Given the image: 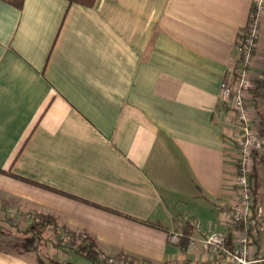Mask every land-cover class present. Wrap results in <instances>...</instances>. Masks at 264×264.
<instances>
[{
  "label": "crops",
  "instance_id": "obj_1",
  "mask_svg": "<svg viewBox=\"0 0 264 264\" xmlns=\"http://www.w3.org/2000/svg\"><path fill=\"white\" fill-rule=\"evenodd\" d=\"M252 4L0 0V169L89 202L0 172V210L26 223L50 214L103 254L217 264L201 233L182 249L168 235L183 216L205 230L235 201L234 123L219 86ZM250 76L249 116L264 131V18ZM250 174L264 252V161ZM28 255L0 248V264H36Z\"/></svg>",
  "mask_w": 264,
  "mask_h": 264
},
{
  "label": "built area",
  "instance_id": "obj_2",
  "mask_svg": "<svg viewBox=\"0 0 264 264\" xmlns=\"http://www.w3.org/2000/svg\"><path fill=\"white\" fill-rule=\"evenodd\" d=\"M264 18V0H253L250 18L238 33L234 50L237 62L230 78L219 86V96L229 108L234 130L229 140L235 150L234 174L231 182L235 188L234 203L219 209L218 221H210L203 230L197 218L183 216L178 225L190 220L195 232L202 234L201 247L210 260L217 264H264V252L256 251L254 241L260 232V207L251 213L252 189L249 175L254 160L264 161V131L259 119L248 115L250 66L259 37V26ZM221 114V113H220ZM220 226L223 229H220ZM181 231L177 228L168 235L171 243H179ZM190 243H192V238ZM108 263L116 264L113 259Z\"/></svg>",
  "mask_w": 264,
  "mask_h": 264
},
{
  "label": "trees",
  "instance_id": "obj_3",
  "mask_svg": "<svg viewBox=\"0 0 264 264\" xmlns=\"http://www.w3.org/2000/svg\"><path fill=\"white\" fill-rule=\"evenodd\" d=\"M16 8H20L23 4V0H2ZM69 3H78L85 6H91L94 0H67ZM258 87V86H257ZM249 89V93L252 95V99L255 101L257 97L256 90L259 88ZM1 173H4L10 177L43 187L53 191L52 188H49L45 185L33 182L26 178H22L10 172V170H3L0 169ZM252 172V171H251ZM249 175V184L252 189V196H251V213H254V208L256 206V198H255V191L251 185ZM61 194L68 195L64 192L57 191ZM72 198L79 199L75 196L68 195ZM83 202L89 203L86 200L79 199ZM95 205V204H94ZM0 223L4 225L0 227V248L3 249H11L17 251L18 253H32L35 252L40 253V248L43 247L44 252H46L49 248L53 250H62L63 253H70V254H78L88 260H90L93 264H110L108 263V259H113L116 262H122V264H153L147 259L140 258L136 255L126 254L122 251H117L110 254H103L97 248L96 240L90 236L85 231H74L64 225H60L57 223L56 219L47 213H40V212H32L28 218V222L23 226H19L17 223L9 222L8 220H4L0 216ZM6 223V224H5ZM142 223L156 227L159 229H164L161 223L146 220L142 221ZM177 228L181 231V238L177 245L182 249L187 247L190 244L191 238L195 233L193 226L190 224V220L184 221L181 225L177 224ZM15 234L14 237H19L20 241H12L10 237ZM51 235V238H48V235ZM11 243V246H9ZM21 247L18 249L17 247ZM40 263L45 264V261L36 256ZM52 264H72L69 261H65L63 263L57 262L54 259L51 261ZM120 264V263H116ZM159 264H198L197 262H191V260L186 259L184 261H165L160 262Z\"/></svg>",
  "mask_w": 264,
  "mask_h": 264
},
{
  "label": "rangeland",
  "instance_id": "obj_4",
  "mask_svg": "<svg viewBox=\"0 0 264 264\" xmlns=\"http://www.w3.org/2000/svg\"><path fill=\"white\" fill-rule=\"evenodd\" d=\"M253 84H250V86H252ZM249 97V96H248ZM248 115H249V112H248ZM256 119L257 116L255 117ZM9 213L10 212H6V211H3L2 209L0 210V216L2 219L4 220H8V223L9 222H12L14 223L15 221H12L13 219L17 220V224L21 227H23L26 222H25V217L24 216H20V217H17L15 215H12V217L9 216ZM20 218V219H19ZM27 221V220H26ZM6 224V223H5ZM4 224L3 223H0V227H2ZM15 234H13L10 239H12V241H20L19 237H14ZM52 236L49 234L48 235V238H51ZM9 246H11V243H9ZM18 249H21V247H17ZM40 253H35V252H32L30 253V255H28L30 258L33 259L34 263L36 264H42L40 263V261H38V259L36 258V256L38 255L39 257H41L44 261H45V264H52L51 261L52 259H54L55 261L57 262H65V261H69L71 262L72 264H93L90 260L78 255V254H70V253H63L62 250H53L51 248H49L46 252H44V249L43 247L40 248ZM105 255V254H104Z\"/></svg>",
  "mask_w": 264,
  "mask_h": 264
}]
</instances>
